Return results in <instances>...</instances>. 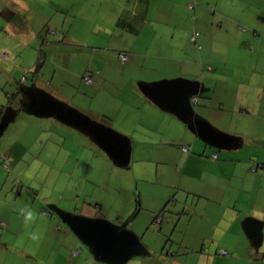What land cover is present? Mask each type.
<instances>
[{"label":"crops","instance_id":"1","mask_svg":"<svg viewBox=\"0 0 264 264\" xmlns=\"http://www.w3.org/2000/svg\"><path fill=\"white\" fill-rule=\"evenodd\" d=\"M238 20L257 21L264 33V0H0V155L10 163L6 174L0 164V264H110L91 247L74 249L77 241L60 232L59 221L40 213L48 204L41 199L42 206L31 187L23 194L16 185L30 145L20 136L24 127L11 124L25 102L49 119L47 127H31L32 147L76 148L78 162L103 165L104 150L124 156L125 148H136L137 132L143 148L180 144L171 146V162L169 151L158 148L156 156L136 161L143 169L136 181L152 190H139V205L126 206H133L126 225L135 238L141 233L132 220L144 215L146 229L139 250L121 264H264V154H248L255 141L245 134V156L229 148L225 130L231 113V126H246L253 117L264 132V37L241 32ZM86 73L91 84L83 81ZM178 82L197 91L171 98ZM249 95L255 99L251 114ZM227 99L235 100L224 115ZM152 134L159 138L151 141ZM36 159L29 169L40 164ZM163 165L172 166L171 178ZM160 182L163 191L155 187ZM204 187L209 192L197 190ZM196 197L211 206L203 209ZM170 204L179 210L167 212ZM162 211L169 217L151 226ZM112 225L126 230L120 216Z\"/></svg>","mask_w":264,"mask_h":264},{"label":"rangeland","instance_id":"2","mask_svg":"<svg viewBox=\"0 0 264 264\" xmlns=\"http://www.w3.org/2000/svg\"><path fill=\"white\" fill-rule=\"evenodd\" d=\"M255 2V0H252ZM238 10L235 11L237 13ZM255 11L252 10L251 13H254ZM234 13V14H235ZM239 24V29L241 32L246 33L249 32L251 34L253 31H256V33H260L264 37V33L262 30L256 27V25H260L261 23H258L257 21H250V22H242L240 20L237 21ZM254 26V27H253ZM259 31V32H258ZM0 58L2 55L0 54ZM30 74V73H28ZM29 80V79H28ZM28 82V81H27ZM24 80H20L19 85L22 86V92L24 91L25 87L24 85L27 83ZM33 79L29 80V83L27 87H31L34 83ZM217 90L220 91V88L218 87ZM15 93H19L16 92ZM218 95H224V93H218ZM174 98V97H172ZM201 101L206 100L204 99L205 96L201 97ZM225 98V97H222ZM249 102V110L247 112L249 114L252 113V108L254 107V97L252 95H249L245 98ZM235 99L232 100H224V103H226L224 115L226 112L230 111L232 109V105ZM220 100L217 101L214 104V107L216 109L219 108ZM230 106V108H229ZM25 108V112L23 115H21L18 120L13 122L11 124L9 120V124L11 125H18L24 127V132H21V137L24 141L27 142V144L30 145V148L27 150L28 153L26 154L25 159L23 161V168H20L19 174L21 175L18 179H16L17 186H20L23 188V194H26L27 192H30V189H27V187H31L34 190V193L38 194L37 200L43 199L48 205L44 206L43 210L47 212V214H43V216H50L55 217L56 222L59 221L61 226L60 232L62 234L68 233L69 240H76L77 245L74 249H79L80 247L85 249H89L92 251V246L87 244L85 241V238H83L82 234V227L81 224L78 225L79 228L77 230H73L70 223L72 221H75L76 217H80V222L85 221H96V220H102L104 222H107L108 220L113 224L114 222H118V217L120 216V219H122V222H124V229L127 230V232H130L132 235L134 234L131 229L126 225L127 220L130 219V217L133 216V206H137L140 203V199L138 197V192L145 191L147 189H151V185L147 186L146 184L138 181H136V178L134 177L136 172L143 171V169L138 170L139 164L136 162L138 158L140 157H146L151 156L152 154L156 156L155 150L158 148V150H168L169 151V157L168 161L171 162L175 158V148H178L180 144L172 143L168 147L163 146L162 144L159 145H153V148H143L146 147L147 144H145V141H142L141 139H138L137 136L142 135V133L137 132L134 135L136 136L135 139L138 141L136 143V148L127 149L125 148L123 155L119 156L118 158H113L106 153L104 154V164H100L97 162H89L88 164L83 163L81 161H77L80 152L77 151L76 148L70 150H60L59 153H57L59 150L58 148H51L49 145H44L45 147H32V142L34 141L35 132L34 129L31 130L32 126H48L49 119H45L47 116L46 112L40 113L39 115L36 114V111L33 110V104H29L25 102L23 105ZM263 108L264 106L261 105ZM196 108V106H195ZM43 109V107H42ZM233 115L229 113L227 115V124H226V133L229 135L228 141V147L231 149L239 148V153L243 154L244 156L247 154L246 151V143L242 142L240 139L245 134L246 137L249 140L255 141L254 144L250 145L248 154L250 155H258L262 156L264 154V149L261 147L260 144L262 139L259 140V137H264V132H259V128L257 125H254V118H250L248 120V123L246 126H244L245 123H241L242 126H231L230 125V116ZM236 117L234 116V119ZM211 119V116H210ZM241 121V119H240ZM6 122V118H4V121ZM218 124L220 125L219 121ZM217 124V125H218ZM1 126L4 125V123L0 124ZM118 126V125H117ZM11 127V126H10ZM21 130V129H18ZM245 132V133H244ZM76 136V134H75ZM204 138L203 134L200 135ZM249 136V137H248ZM159 136H156L155 134H152V140L156 141ZM174 147V149L171 148ZM86 149V147H85ZM96 150V149H95ZM179 150V149H178ZM98 152V150H96ZM102 152L103 150H99ZM236 151V150H233ZM153 152V153H152ZM158 153V152H157ZM40 155L37 156V155ZM95 154V152H94ZM159 154V153H158ZM68 155V156H67ZM255 157V156H254ZM34 158L38 161H40V164L38 166H33V169L39 168L37 177L35 179L32 178L33 175H30L31 173H34V170H32V167L29 169L28 163H30ZM100 161V157L98 158ZM257 159V158H256ZM32 166V165H31ZM171 165H163L164 170H170V178L173 176V169H170ZM1 168V167H0ZM2 169V168H1ZM2 171L6 174V171L2 169ZM146 171V170H144ZM148 172V171H147ZM141 173V172H140ZM21 179V180H20ZM32 179V180H31ZM137 184H139L137 188ZM162 183H158L155 185L156 188L162 187ZM85 187V189H84ZM170 187H173L172 185ZM19 189V188H17ZM84 189V191H82ZM162 191L164 188H160ZM8 190V188H7ZM197 190H200L201 192H209L207 188H198ZM83 192V196L82 195ZM15 194V192H14ZM34 196L33 193L31 195ZM46 197V198H45ZM187 199V195H184L180 198L179 203L183 205ZM41 200L42 206L46 203ZM192 197L188 198V205L191 204ZM199 201V205L203 207V205L206 203L211 206V204L207 201V199L204 198H195L194 203ZM148 202L143 201V204L146 205ZM100 205L95 207V205ZM132 206V208L128 209L126 206L129 205ZM153 206L154 204L151 203ZM55 206L59 207V211L55 213ZM62 207V208H61ZM53 209V210H52ZM82 210L81 216L78 215L79 210ZM204 209V207H203ZM167 212L169 211H178L179 208L176 207L173 204H170L166 208ZM199 210L202 211V208ZM66 211V212H65ZM36 212H38L36 210ZM42 214V210L40 212ZM52 213V214H51ZM162 214H159V216H163L166 220L169 215L165 212H161ZM208 213L206 212V217ZM91 216H97L96 218L90 217ZM190 217V215H189ZM101 218V219H99ZM144 215H141L136 220H132L133 224L140 229L139 233H141L137 238V241L139 243V239H141L143 231L146 229L145 222L144 221ZM179 218L176 219L178 221ZM126 220V221H125ZM153 220V217L151 218L150 222ZM185 221L181 220L178 224V227L183 228V224ZM109 223V222H108ZM157 225L156 221L152 225ZM196 225V224H195ZM197 226V225H196ZM58 229V228H57ZM204 233H207L206 230H204ZM39 235V234H38ZM37 235V236H38ZM59 235V232L56 231V237ZM35 236V237H37ZM185 236V235H184ZM190 236V235H189ZM188 235H186V238H189ZM173 238H178L177 233L173 234ZM193 238V236L191 237ZM80 240V241H79ZM90 247L92 249H90ZM86 251V250H85ZM196 258V257H195ZM189 260H195V259H189ZM39 261L35 260L33 263L28 262L27 264H38ZM103 264H108L103 262Z\"/></svg>","mask_w":264,"mask_h":264},{"label":"water","instance_id":"3","mask_svg":"<svg viewBox=\"0 0 264 264\" xmlns=\"http://www.w3.org/2000/svg\"><path fill=\"white\" fill-rule=\"evenodd\" d=\"M173 89L175 94L171 98L179 94L192 95L197 91V86L178 82ZM79 219L80 217H76L75 221L70 223L72 229L77 230L81 224L85 242L92 246L96 256L110 264L123 263L140 248L135 236L126 230H117L112 224L102 220L80 222Z\"/></svg>","mask_w":264,"mask_h":264},{"label":"built area","instance_id":"4","mask_svg":"<svg viewBox=\"0 0 264 264\" xmlns=\"http://www.w3.org/2000/svg\"><path fill=\"white\" fill-rule=\"evenodd\" d=\"M196 36H197V33H194L193 36L191 37V40H192V41H195ZM2 57H5V54H2ZM119 58H120V61H121V62H125V61H126V56H125V54H120V55H119ZM23 80H24V79H23ZM83 81H84L85 84H91L92 80H91V78L89 77V74H88V73H86V74L84 75V77H83ZM196 100H197V99L194 97V98H193V102H196ZM184 150L186 151L187 148H184ZM211 157H212L213 160H216V159H217V154H213ZM0 162H1V165H2L6 170H9V168H10V163H9V160H8V157H7V156H5V155H1V156H0ZM42 214H47V212H46L45 210H42ZM159 221H160V218H158L156 222H159ZM219 254H221V255H225V254H226V251H219Z\"/></svg>","mask_w":264,"mask_h":264},{"label":"trees","instance_id":"5","mask_svg":"<svg viewBox=\"0 0 264 264\" xmlns=\"http://www.w3.org/2000/svg\"><path fill=\"white\" fill-rule=\"evenodd\" d=\"M10 99H11V97H10ZM3 155V154H2ZM1 156V155H0ZM217 159H218V157H217ZM217 159L216 160H213L212 159V157H211V160L212 161H217ZM0 164H1V162H0ZM2 166V165H1ZM2 168L4 169V170H6L3 166H2ZM160 216L158 215V216H156V218L154 219V221H157V219L159 218Z\"/></svg>","mask_w":264,"mask_h":264}]
</instances>
